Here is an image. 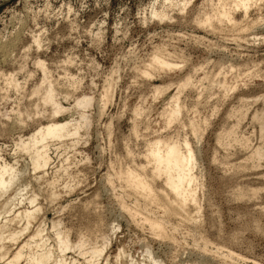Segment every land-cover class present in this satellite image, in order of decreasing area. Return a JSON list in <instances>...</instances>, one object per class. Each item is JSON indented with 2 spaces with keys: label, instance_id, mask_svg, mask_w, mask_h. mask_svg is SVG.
<instances>
[{
  "label": "rangeland",
  "instance_id": "374dc122",
  "mask_svg": "<svg viewBox=\"0 0 264 264\" xmlns=\"http://www.w3.org/2000/svg\"><path fill=\"white\" fill-rule=\"evenodd\" d=\"M172 1L0 0V161L24 168L21 181L32 184L27 195L34 190L38 195L42 211L31 224L33 230L42 223L52 241V222L60 220L72 241L86 235L100 244L108 237L98 264H114L120 247L135 258L149 247L165 264H264V161L257 165L247 159L262 142L259 123L252 116L264 107V0L247 13L241 9L233 13L243 24L256 20L255 28L246 32L230 30L227 24L219 30L199 26L217 0H189L185 9ZM153 9L167 12V18H154ZM158 48H164L167 61L177 63L175 69L148 66ZM145 65L151 77L141 72ZM45 72L65 107L82 95L93 97L94 103L86 109L92 123L80 131L76 145L75 138L50 143L51 162L44 172L33 170L27 153L16 150V143L54 117L40 99ZM190 76L189 86L180 90ZM209 77H214L211 84ZM218 80L232 90L225 92ZM38 86L41 93L34 94ZM177 92L184 110L181 121L169 125L163 115ZM77 111L70 109L55 118H76ZM192 119L202 125L200 141L190 130ZM235 125V136L250 141L248 149L224 137ZM159 136L188 138L198 151L194 171L201 208L196 225L166 217L174 237L163 240L122 208L137 201L142 209L145 201L117 176L122 168L146 163L147 145ZM245 160L246 168L240 169ZM40 175L44 177L37 179ZM53 178L61 195L54 200L48 198L51 189L46 187ZM16 203V209L31 207L28 200ZM154 209L155 215L163 216ZM24 237L27 233L10 249L16 250ZM229 252L235 257L225 260ZM67 256L79 263L86 257L74 250Z\"/></svg>",
  "mask_w": 264,
  "mask_h": 264
},
{
  "label": "bare ground",
  "instance_id": "6f19581e",
  "mask_svg": "<svg viewBox=\"0 0 264 264\" xmlns=\"http://www.w3.org/2000/svg\"><path fill=\"white\" fill-rule=\"evenodd\" d=\"M173 1L172 4L180 6L182 9H185L186 6L188 5L187 3H189V0H177L175 3ZM257 2L258 0H217L216 2L214 1L213 3H211L210 1V3L212 4L213 11L211 13L209 12L206 13V15L204 14L202 20L201 21L199 20L200 23L199 26L201 25L208 26L212 29L214 28L213 30L223 29L228 25H230V30L231 28L234 30L236 29L249 30V28H251L250 26H252V28H255L253 26L256 23L255 22L256 20L253 22V24H251L250 22L251 25L249 23L243 24L242 21L241 22L237 21V19L234 18L233 13L235 12L236 9L239 10L241 9L245 13H247L252 6L258 4ZM156 10L157 9H153L151 11V14L152 16H154V18L157 17L160 18L161 20L167 18V14H166L167 12L165 13L163 10L162 11L161 10L156 11ZM245 22L247 23V21H244V23ZM223 25L226 26L224 27ZM246 30L244 32H246ZM35 40L36 43H39L38 41L39 39H35ZM0 49L2 51V46L0 47ZM163 51L164 48L163 50L161 48H158V50L154 52L155 54L151 56L152 58L151 60H149L150 62L148 64L149 67L156 68L158 69V71L159 70L166 71V69L172 70V68L177 67L174 65V64L177 65V63L174 62V64H172L173 62L170 63L169 61H167ZM176 56H180V55H176ZM167 57L170 56L167 55ZM38 63L40 64L39 66L43 68V70L45 71L46 68L44 63L42 61H39ZM146 66L147 65H145L143 69L140 67L139 68L142 69L141 72H143V74L147 75L148 77L151 75L150 74L151 72H149L148 70L149 67L147 66L148 67L147 68ZM217 74L218 73H216V75ZM46 76L47 75L45 72L43 82L41 83L44 84L46 82V87L45 90L42 91L43 93L41 94L40 99L43 105L50 106L49 109L51 116L54 117L45 124L40 123L38 128L27 139H20L16 143V150H18L19 152L27 153L30 159V163L32 164L30 165L33 166V170L35 171L42 170L44 172L51 162V157L49 154L50 143L54 141L56 142L57 140L58 141L60 140L62 141V143H64L63 141L67 138L68 139L75 138L73 139L75 143L74 142L73 143L74 145H76L78 143V136L80 135V131L84 128L85 129L89 128L90 124L92 123L91 115L87 113L86 109L89 108L94 103L93 97H90L88 95H82L81 97L75 99V102L74 104H72V106L65 107L57 98V94H56L57 89L54 85V81L52 83V81H50L51 79L48 80ZM190 78L191 76L185 78L186 80L183 79L184 80L182 81L183 83L181 82L180 84V88H179L180 90H182L183 87L189 86V84L191 83ZM211 79H214V77L213 78L211 77L209 81ZM221 80L215 82L218 83L220 87L224 89L225 92L232 90L230 89V86L227 85L226 81H221ZM14 83L17 88L20 87L19 83L18 84L16 82ZM212 83L214 84V82ZM160 90L163 91L162 88H159L158 86L157 94L162 93V92L158 93V91ZM180 90H179V94H180ZM106 91L107 92L105 93L106 94L105 98L107 97L108 99L110 97L109 90ZM39 93L41 92H40V87L38 86L34 89V94H39ZM179 94L177 92L174 95V97L172 96L173 98H171V100L173 99V101L170 102L171 104L169 108L165 111L163 115L166 118L167 120L166 122H168L169 125L170 123L172 124V122L179 120L180 119L179 117L182 114V111L184 110L183 106L179 102L180 101ZM65 96H67V94ZM109 99L108 101H110ZM70 109L78 110L77 111L78 116L76 118H70L66 120H59L55 118V116L56 115L58 116L59 113L68 111ZM239 116H240L239 118H241V115ZM252 119L254 120V122L259 123L260 137L262 142H260V144H258L254 148V150L251 151L249 156H247L248 157L247 159H252V160L254 159L255 161L254 160L253 161L255 163L257 162L258 165L260 164V162L262 163V160L264 161V107L260 111L259 110L256 111L253 114ZM179 121H181V119ZM189 124L191 127L190 130H192L193 134L196 135L195 138H197V141L198 140L200 141L202 137L201 135L202 125L198 123L196 119L189 120ZM235 127L236 125L233 126V128L228 130L227 132L225 131L226 133L225 134L223 133L225 135L224 137L229 139V141L230 139H233V141L238 142L242 147L246 146V148L248 149L247 142L250 141H248V138L247 140L244 138L243 139L240 138L242 140L237 138L236 137L237 135L235 136L236 134ZM222 138L223 137H221V141L224 143L225 141H223ZM229 141L227 144L231 145V143L229 144ZM147 146H148L147 151L145 154H143L145 155L146 163L144 164L142 163L141 165L139 166L137 165L131 169L122 168L119 170V173L117 174L118 178L125 184V186L130 190V192H132L135 195V197L137 196L136 197L137 199L141 198L145 201V203L143 202L145 206L144 208L142 207L141 209L140 206L139 208L136 205L138 202L136 201L137 202L136 203L134 201L135 202L134 206L128 207L126 206V204H123L124 207L122 208H127L126 210H129V212H131L132 214V217H134L135 219L140 218V220H142L141 222L142 224H148L150 230L156 236H158V238H162L163 240L169 237L170 238L174 237L173 233L172 232L170 233L168 231L169 229H167L168 219H166V217H170V218L178 217V219L181 220V224L184 223V225L185 223L190 224L195 222L196 225L198 222V216L201 208L199 207V202H198L199 196H197V191H198L197 187H199L200 183L198 184L199 182L198 175L194 171L199 163L198 151L192 146L188 138L184 137V139L181 140L178 136H171L168 138L159 136L156 137ZM224 146L228 147L227 145ZM246 148L244 149L245 151ZM1 160L2 161L0 162L2 163H0V264H98L101 258L103 257V254L109 244L107 239L108 237L104 238V240L100 244H97L99 242L97 243L91 242L90 238L88 239L86 235H81L79 236L77 241H72L70 239V234L68 230L62 229L63 225L60 222V220H54L52 222V230H53L52 241L54 243H52L51 241L52 235H50V233L47 231V228L44 225H42V223H39V225L33 230L31 224L35 222V220L40 215V212L42 211L41 205L39 206L37 204L38 195L35 193V190L34 192H31L29 195H27V193L30 192L28 188L31 182L21 181L24 177V172H25L24 168H20L15 163L7 162L4 159ZM246 164L248 163L245 160L244 163L239 165L240 169L246 168L245 167ZM65 170L67 169H64V171ZM60 175L62 174H59V176ZM41 177L44 176L40 175L37 179ZM159 181H160L159 183L160 186L158 187L157 182ZM56 183H57L56 179L54 178L53 180L46 181L47 184L46 187L49 186L51 189L49 190L50 191L48 197L49 199L54 200L60 195L59 193L60 190L59 191L56 190V186H55ZM65 184L68 183L66 182ZM65 186L67 187L68 185ZM57 188H59V185L57 186ZM69 188H70L69 190H71L72 187ZM24 200H28V203L30 204L31 207L26 206L27 208L23 207L22 209L20 208L16 209V206L18 205L16 201H19V204H22ZM154 207L159 208V210L163 213V216L155 215ZM179 226H175L173 229L178 231ZM31 229L33 231H31ZM26 233L28 236L26 237L27 239L24 237L26 240L23 239L22 243L17 246L16 250H11L9 247L10 244L11 243L18 244L23 238V236L26 235ZM69 250H74L81 255H85L86 256L85 261L79 263L77 259L69 258L67 256V252ZM86 254H88V256ZM227 257L231 259L234 258L235 255L233 252H229L226 254V258L224 257L225 260L228 259ZM114 262H115L114 264H165L163 260L158 259V257L156 258L153 251L149 247H146L145 252H143L142 257L140 258L137 257L135 258L134 256H132V254L127 253V250L124 247H120L115 255Z\"/></svg>",
  "mask_w": 264,
  "mask_h": 264
}]
</instances>
